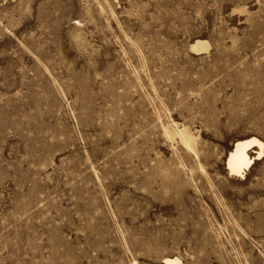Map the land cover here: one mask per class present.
<instances>
[{"label":"rangeland","instance_id":"rangeland-1","mask_svg":"<svg viewBox=\"0 0 264 264\" xmlns=\"http://www.w3.org/2000/svg\"><path fill=\"white\" fill-rule=\"evenodd\" d=\"M251 137L264 0H0V264H264Z\"/></svg>","mask_w":264,"mask_h":264},{"label":"bare ground","instance_id":"bare-ground-1","mask_svg":"<svg viewBox=\"0 0 264 264\" xmlns=\"http://www.w3.org/2000/svg\"><path fill=\"white\" fill-rule=\"evenodd\" d=\"M192 50L200 53L208 50L210 44L204 40H197L192 46ZM164 134L169 139L178 138L181 144L190 152L198 156L197 137L185 126L172 123L164 129ZM253 154V155H252ZM264 155V143L256 137L240 139L234 143L232 150L226 159V169L233 176L243 177L252 168L257 160ZM164 264H182L178 257H168Z\"/></svg>","mask_w":264,"mask_h":264}]
</instances>
